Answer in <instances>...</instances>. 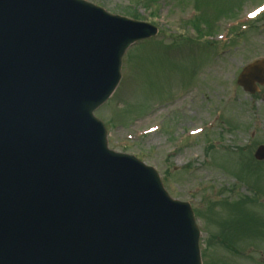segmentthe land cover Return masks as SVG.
Here are the masks:
<instances>
[{
	"label": "water",
	"instance_id": "water-1",
	"mask_svg": "<svg viewBox=\"0 0 264 264\" xmlns=\"http://www.w3.org/2000/svg\"><path fill=\"white\" fill-rule=\"evenodd\" d=\"M155 34L81 0H0V264H201L190 207L92 116Z\"/></svg>",
	"mask_w": 264,
	"mask_h": 264
},
{
	"label": "rangeland",
	"instance_id": "rangeland-1",
	"mask_svg": "<svg viewBox=\"0 0 264 264\" xmlns=\"http://www.w3.org/2000/svg\"><path fill=\"white\" fill-rule=\"evenodd\" d=\"M86 1L113 15L135 13L136 19L159 29L155 38L141 42L123 58L116 92L95 113L108 130L109 147L154 167L171 197L191 204L202 232L203 264H264L260 232H264V177L248 175L246 185L220 170L222 163L235 175L240 173V158L228 152L238 153L241 149L236 147L249 141L250 100L234 82L239 69L264 52L259 48L264 38L263 44L253 43L251 38L264 29V16L251 21L249 31L239 35L240 45L231 39L227 43L232 41L228 45L231 52L221 58H216L221 49L218 45L204 42L206 36L218 40V34L227 30L224 19L235 14L245 26L251 11L264 0H197L198 6L196 0H159L158 4L157 0ZM193 10L202 19L188 23ZM214 20L219 23L209 32L207 27ZM198 26L200 33L195 31ZM218 109L223 112L222 123L200 136H190L192 129L203 126ZM230 118L236 128L228 131L224 126ZM152 128L155 132L150 133ZM212 141L218 145L210 149ZM248 197L252 203L244 209L234 205L229 218L230 209L222 202L234 204ZM237 224L236 230L245 225L251 229L242 235V243L235 238L220 244L208 242L220 230V238H228L232 230L226 227Z\"/></svg>",
	"mask_w": 264,
	"mask_h": 264
},
{
	"label": "flooded vegetation",
	"instance_id": "flooded-vegetation-1",
	"mask_svg": "<svg viewBox=\"0 0 264 264\" xmlns=\"http://www.w3.org/2000/svg\"><path fill=\"white\" fill-rule=\"evenodd\" d=\"M264 38V37H263ZM261 48V47H259ZM264 53V52H263ZM260 57V56H256ZM255 59V58H254ZM252 85H251V92L248 94L249 100H250V123L252 128V137L257 138L259 134V140L256 142H253L252 150L253 154L255 150L260 147L264 146V131L258 132V128L264 129V84L260 85L256 82L255 78H253ZM261 124V125H260ZM253 156V155H252ZM253 160V167L254 170H256V166H259L261 168L260 172H255V176H264V171H262L264 168V161H256Z\"/></svg>",
	"mask_w": 264,
	"mask_h": 264
}]
</instances>
